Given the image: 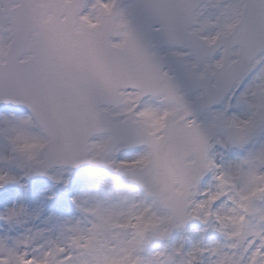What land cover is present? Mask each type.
<instances>
[{
    "label": "snow or ice",
    "instance_id": "snow-or-ice-1",
    "mask_svg": "<svg viewBox=\"0 0 264 264\" xmlns=\"http://www.w3.org/2000/svg\"><path fill=\"white\" fill-rule=\"evenodd\" d=\"M0 264H264V0H0Z\"/></svg>",
    "mask_w": 264,
    "mask_h": 264
}]
</instances>
